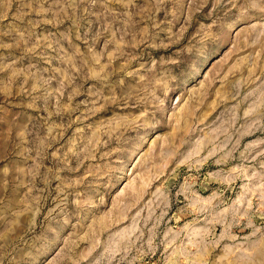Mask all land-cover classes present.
<instances>
[{
    "label": "rangeland",
    "instance_id": "rangeland-1",
    "mask_svg": "<svg viewBox=\"0 0 264 264\" xmlns=\"http://www.w3.org/2000/svg\"><path fill=\"white\" fill-rule=\"evenodd\" d=\"M0 264H264V0H0Z\"/></svg>",
    "mask_w": 264,
    "mask_h": 264
}]
</instances>
